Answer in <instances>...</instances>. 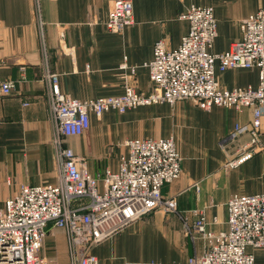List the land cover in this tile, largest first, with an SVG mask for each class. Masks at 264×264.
I'll return each mask as SVG.
<instances>
[{"label":"crops","instance_id":"obj_1","mask_svg":"<svg viewBox=\"0 0 264 264\" xmlns=\"http://www.w3.org/2000/svg\"><path fill=\"white\" fill-rule=\"evenodd\" d=\"M112 0H0V84L15 81L10 94L0 93V210L22 184H54L60 178L58 145L50 108L48 72L57 73L60 90L78 99L118 96L132 83L150 94L154 83L148 63L163 39L176 48L189 29L182 17L191 4L212 6L217 36L211 50L222 52L241 38L240 22L264 7V0H131L133 23L120 32L106 26ZM227 88L257 87V67L217 70ZM89 129L66 137L64 144L84 157L93 175L116 170L127 139L173 137L182 175L162 187L175 197L178 212L157 209L93 248L99 264H185L204 250L202 237L186 233L203 215L214 232L228 229L227 202L236 194L264 193L263 148L238 165L251 140L252 109L215 105L206 110L190 99L152 103L91 114ZM244 125L248 130L221 141ZM255 264H264V248L252 249ZM44 255L70 264L66 230L50 223Z\"/></svg>","mask_w":264,"mask_h":264},{"label":"built area","instance_id":"obj_2","mask_svg":"<svg viewBox=\"0 0 264 264\" xmlns=\"http://www.w3.org/2000/svg\"><path fill=\"white\" fill-rule=\"evenodd\" d=\"M37 3L42 0H36ZM183 18L189 29L176 48L163 39L156 41L149 69L154 89L138 92L132 83L118 96L78 99L60 90L57 73L48 72L50 108L58 147L60 178L54 184H22L0 210V264H58L43 253L50 223L67 232L70 264H99L93 248L112 235L157 209L178 212L175 197H165L162 187L182 175L181 156L173 137L127 139L116 170L107 168L93 175L84 157L66 146V137L85 133L91 114L101 117L115 110L124 112L140 105L190 99L203 109L215 105L252 109L251 140L240 156L227 163L238 165L263 148L264 116V7L240 22L241 38L222 52L211 50L217 36L212 6L191 4ZM133 23L131 0H112L106 26L120 32ZM260 70L257 87L227 88L217 78V70L252 68ZM15 81L0 84L1 94H10ZM248 128L237 124L221 141ZM228 229L214 232L200 215L185 230L192 238L202 237L204 250L185 264H255L252 249L264 248V193L236 194L227 202Z\"/></svg>","mask_w":264,"mask_h":264}]
</instances>
